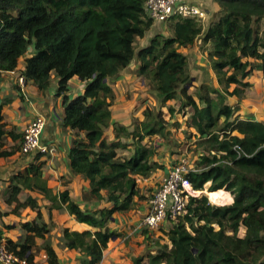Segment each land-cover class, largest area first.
<instances>
[{
  "label": "trees",
  "instance_id": "16d2710c",
  "mask_svg": "<svg viewBox=\"0 0 264 264\" xmlns=\"http://www.w3.org/2000/svg\"><path fill=\"white\" fill-rule=\"evenodd\" d=\"M145 1L0 0V72L16 71L21 58L33 50L20 75L42 92L57 79L56 96L62 97L64 107L62 126L75 135L68 152L71 173L89 182L85 199L94 197L112 204L111 208L82 210L68 190L55 192L47 186L44 163L37 157L36 162L11 176L4 192L5 203L14 206L16 214L24 208L37 213L34 221L22 224L18 242L8 239L7 247L34 263L40 239L47 264H61L46 239L51 230L43 221L38 199L24 192L42 196L50 213L65 211L95 229H63L64 247L79 250L81 264H99L109 241L121 236L108 227L113 215L133 210L143 199L138 179L162 169L154 160L157 148L144 140H167L170 135L162 111L150 108L133 128L112 121L115 96L111 83L136 60L139 75L152 85L162 106L180 99L182 114H188L186 124L193 130L189 135L200 151L195 171L189 173L194 188L207 189L208 195H233V203L223 206L212 205L206 196L191 199L186 214L164 230L169 244H161L154 254H148L146 263L262 264L264 123L241 119L236 114L239 106L227 105L226 99H243L250 87L245 80L255 70L264 75V27L260 25L264 22V0H214L220 13L206 30L198 19L176 17L172 37L158 34L137 51L136 42L154 23L146 15ZM197 39L210 44L208 58L220 88L207 78L193 95L186 87L191 82L188 57L179 49ZM73 77L85 83V88L70 99L69 81ZM6 103H0V158L14 155L22 141V134L6 129ZM111 127L115 139L109 142L105 134ZM5 136L19 145L6 150ZM118 150H128L130 155L121 157ZM242 227L243 237L239 234ZM2 235L0 229V238ZM144 261L145 257L134 258L133 264Z\"/></svg>",
  "mask_w": 264,
  "mask_h": 264
},
{
  "label": "crops",
  "instance_id": "0c3cea01",
  "mask_svg": "<svg viewBox=\"0 0 264 264\" xmlns=\"http://www.w3.org/2000/svg\"><path fill=\"white\" fill-rule=\"evenodd\" d=\"M185 1L205 12V18L201 21L204 30L216 20L217 15L220 13V7L214 0ZM174 23L175 19L165 23L154 22L145 36L138 39L136 42L140 44L138 50L146 47L150 40L158 34L163 35L164 37H172ZM209 49L210 44L203 43L201 39H197L193 45L179 49L180 52L188 57V71L191 75L193 84L191 85V88L195 91L206 79L202 76L204 71L209 73V77L212 80L214 87L220 88L217 78L212 70L211 62L208 58ZM33 54V50H30L29 54L21 58L16 71L0 72V103L7 101L3 109L4 122L7 124L6 129L14 128L15 133L22 134L23 139L24 131L28 124L37 116H43L46 124L41 136L42 146L48 149H53V152H36L32 155H24L19 150L8 158H0V212L4 214L0 217V229L3 231V238L6 240L10 239L14 242H18L22 234L18 232L15 237H11V234L13 233L12 230L15 229V227L13 228V225H16V223L18 225V223L23 224L34 221L37 217V213L35 212L33 215L34 211H32L31 215L22 220H17L18 218L14 217L12 214L6 215V213L10 212L14 206H9L5 203L4 192L9 185V179L11 176L24 170L31 163L36 162L37 157H40L39 160L44 163L42 171L49 188L53 189L55 192L68 190L70 198L78 203L82 210L94 211L112 207V204L105 200L98 201L94 197L85 199L84 193L90 190L89 182L83 177L71 173L68 152L75 135L71 129L62 126L61 118L64 114V107L62 97L56 96L58 89L57 79L53 78L48 90L43 92L40 91L31 80L25 81L23 85L18 83V78L21 76L20 72L25 69L26 57H31ZM190 61L192 62V65ZM138 67L139 63L134 69L129 68L127 73H124L125 71L122 72V78L116 81L115 85H122V83L126 82L128 78H131L132 73L130 74V71L138 69ZM245 81L250 84V87L246 90L244 98L240 100L236 96L228 97L226 99V104L231 107L238 105L239 110L236 114L241 119H253L264 123V75L261 71L255 70ZM72 85L75 86L79 95L84 92L85 83L81 82L79 78L73 77L69 81V86L72 87ZM233 88L234 86L231 87V90ZM113 89L115 90V88ZM191 92L192 91H189L190 94H192ZM68 95L70 97L71 92H69ZM128 110L129 107L124 106V104L119 103L118 101L115 103L114 100V104L111 107L112 121L129 126L130 119ZM82 137H84V134H82ZM105 137L109 142L115 139L112 127L106 132ZM4 143L5 149L9 151L16 143L19 145V142L15 143L8 136H5ZM120 151L121 150H118V154L121 157L130 155L128 150H122L124 151L122 154ZM168 170L169 169H167L166 172L159 170L164 174V176L161 174L160 179H164ZM24 194H30L38 199V203L42 207L41 211L44 221L47 224L51 221L58 226V228H56L58 236L62 235V229L65 228L77 232L95 231L93 227L78 222L74 216H71L67 212L56 213L55 211L57 210H53L50 213L47 208H45L49 203L44 200L42 196L29 192H24ZM23 196L21 197L22 200ZM140 203L141 201H137L136 207L129 212L115 213L113 215L112 221L108 224V227L111 230L120 233L121 236L114 237L109 241L107 249L104 251L103 259L99 264H133V259L138 257H145L143 264H147L146 253H155L153 248L147 249V247L151 242L150 236L155 234L156 231L147 232L141 228V221L146 214L149 205L146 206V204L142 205ZM9 207L11 208L10 210ZM27 209L30 208L20 209L19 212L23 213ZM20 229L21 226L17 228V231ZM131 237L133 239L126 242V240ZM38 240L40 239H37V246L42 243V240H40V242ZM59 243L62 245L61 242ZM51 244L56 251L61 264H81L83 256L79 250L68 249L65 247L59 248L57 245L58 243H55V240H53ZM40 259H42V264H47V257L44 250H41L38 256L35 255L34 261L36 262Z\"/></svg>",
  "mask_w": 264,
  "mask_h": 264
},
{
  "label": "rangeland",
  "instance_id": "374dc122",
  "mask_svg": "<svg viewBox=\"0 0 264 264\" xmlns=\"http://www.w3.org/2000/svg\"><path fill=\"white\" fill-rule=\"evenodd\" d=\"M219 14L217 15V17ZM216 17V18H217ZM261 27H264V22L260 23ZM140 47L139 43H136V48ZM191 65L192 62L190 61ZM138 65V61L134 60L123 72L127 73L130 69H134L135 66ZM190 66V65H189ZM131 78H128L126 82L122 83V85H115L116 81L120 80L122 78V73L120 74L119 78L116 79L111 83V86L115 88L114 90V95H115V103L118 101L119 103L124 104V106L129 107L128 113H129V119L130 123L128 124L130 128H133L135 125H137L141 120L144 119V111L147 108H150L154 110L155 112L157 111H162L164 114L163 117L166 120L168 124V133L170 135L168 136L167 140H164L160 137H153V138H147L144 140L145 143L148 144H153L157 148V154L154 157V160L158 161L159 164H162V169H157L154 172L151 173L150 176L147 178H139L138 179V188L140 190L141 195L143 196V199L141 200L142 205H149L150 201L152 200L154 193L156 192L157 188L160 186V182L162 179H160L162 172L167 169H169L172 166L179 165L181 163H186V165L190 168H193L199 161V156H200V151L196 148L194 145V138H190V132H193V130H190L187 127V116H184L180 110V99H176L173 101H169L166 106H162L161 100L158 98L157 92L153 89L152 85L145 80L142 76L139 75L138 69L131 70L130 74ZM202 76L204 79L210 78L209 73L203 72ZM205 79V80H206ZM72 83V81H71ZM70 83V84H71ZM143 83V84H142ZM192 84V78L191 82L186 86L189 91H192L191 93L195 95V90L191 88ZM71 92L70 99L74 98L75 96L79 95L75 89V86L72 85L69 86ZM170 108L173 109L174 112L170 111ZM188 113L191 111L190 109L186 110ZM128 152V151H127ZM120 153H124V151H120ZM162 172H160V171ZM164 176V174H163ZM226 191V190H225ZM219 192V191H217ZM228 192V191H227ZM210 192H203V194L200 196H206L209 200V202L212 205L216 206H223L225 203L231 202L230 198L228 197H221L218 201H214L211 196H209ZM214 193V192H212ZM229 195V193H226ZM232 202L233 203V195L231 196ZM24 199V196H23ZM199 199V198H197ZM11 208L9 207V210ZM56 213H64L65 211H55ZM12 214L14 217L18 218L17 220H22L26 219L29 215L32 214V210L27 209L23 213H18L16 214L13 212V209H11L10 212H7L6 215ZM35 214V211L33 212V215ZM4 215L2 212H0V217ZM52 215V214H51ZM50 215V217H51ZM7 218V217H6ZM14 220V221H17ZM44 221V219H43ZM3 222V221H2ZM50 223L48 224L50 226V234L47 236V241L52 243L53 240H55V243H58L57 245L59 248L64 247V242L62 240V235L58 236V231L56 228L58 226L49 221ZM170 225V221H167L166 224H164L162 227H160L155 234L150 236V243L148 244L147 249H152L153 251H156V249L161 245V244H166L168 243L165 235H164V230ZM19 226H22L21 223H16V225H13V228L15 227L13 233L11 234V237H15L18 232L22 233V230H18L17 228ZM144 230V229H143ZM10 232V231H9ZM63 233V229H62ZM240 236H244L245 234V229L244 227L241 228L240 230ZM133 238L131 237L130 239L126 240V242H129ZM40 242V240H38ZM62 243V245L59 242ZM169 244V243H168ZM40 247L37 246L35 248V255L38 256L39 252L42 250V243H40ZM40 249V250H39ZM147 255L150 254V252L146 253ZM145 254V255H146ZM40 256V255H39ZM34 264H42V259L37 260L36 262L34 261ZM264 264V261L263 263Z\"/></svg>",
  "mask_w": 264,
  "mask_h": 264
},
{
  "label": "built area",
  "instance_id": "2783aa9c",
  "mask_svg": "<svg viewBox=\"0 0 264 264\" xmlns=\"http://www.w3.org/2000/svg\"><path fill=\"white\" fill-rule=\"evenodd\" d=\"M146 15L153 19L154 22L165 23L176 17L195 18L203 21L205 12L195 6L188 4L185 0H146L144 4ZM18 83L23 85L25 78L20 76ZM45 118L37 116L26 127L21 144V153L32 155L36 152L47 153L53 152L42 146L41 136L45 128ZM195 171V166L190 168L186 163H181L169 168L166 176L160 183L150 204L147 212L141 221V228L148 232H155L167 221L170 224L177 221L187 212V206L191 199L200 198L205 190H197L189 177L190 172ZM229 197L232 202V194ZM225 203L223 205H228ZM0 264H34L26 258H21L11 252L7 247V240L0 238Z\"/></svg>",
  "mask_w": 264,
  "mask_h": 264
},
{
  "label": "bare ground",
  "instance_id": "6f19581e",
  "mask_svg": "<svg viewBox=\"0 0 264 264\" xmlns=\"http://www.w3.org/2000/svg\"><path fill=\"white\" fill-rule=\"evenodd\" d=\"M209 196H211V198H212L214 201H218L221 197H224V196L230 198L228 195L223 194V193H212V194L209 195Z\"/></svg>",
  "mask_w": 264,
  "mask_h": 264
}]
</instances>
